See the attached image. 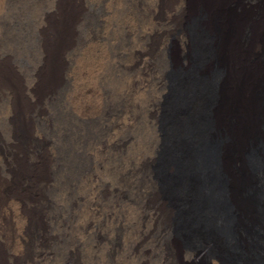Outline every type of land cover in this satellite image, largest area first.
Here are the masks:
<instances>
[{
    "label": "bare ground",
    "instance_id": "6f19581e",
    "mask_svg": "<svg viewBox=\"0 0 264 264\" xmlns=\"http://www.w3.org/2000/svg\"><path fill=\"white\" fill-rule=\"evenodd\" d=\"M114 17L122 38L75 73L90 37L41 40L28 68L0 53V264H264V152L238 191L212 156L223 115L264 144V0L125 1ZM53 22L44 14L62 37L84 24ZM171 67L193 75L160 177ZM88 143L92 170L79 160Z\"/></svg>",
    "mask_w": 264,
    "mask_h": 264
},
{
    "label": "rangeland",
    "instance_id": "374dc122",
    "mask_svg": "<svg viewBox=\"0 0 264 264\" xmlns=\"http://www.w3.org/2000/svg\"><path fill=\"white\" fill-rule=\"evenodd\" d=\"M58 1L59 0H6L5 6H1L0 4V53L8 54L14 59L13 62H15V64L28 68L32 66L31 57L38 50L37 44L41 40L45 39L50 42L52 41L51 43H55V40L60 37V39L72 36H77L79 39L90 37L81 48L79 58L72 65L73 73H75V69H78L83 63L95 61V63H102L110 51L111 46L118 42L123 35V32H121L115 24L114 16L116 12L124 6L125 1L134 2L135 0ZM44 14L48 15L51 20L54 21L53 23L56 24L60 19V15H65L70 18L79 16L82 21H84V24L81 27L73 28L72 32L62 37L57 31V27L52 26L50 28V26L43 25ZM40 15L41 18H39ZM122 24L125 25L126 31L133 26L130 7L125 10L121 25ZM194 25L193 22L189 24L191 30L194 29ZM190 57L193 65L198 58L197 49L195 47L192 49ZM192 75L193 71L191 68H188L186 71H181L177 67H171L168 70V79L172 92L161 116V122L167 137L161 156L157 157L153 162L154 170L160 177L164 175L163 165L166 158L176 150L172 145L169 127L172 110H174V107L177 106L179 102L177 99L178 86L183 78L185 79ZM213 76L212 80L215 81L217 72H214ZM2 106L3 101L0 99V108H2ZM228 127V117L223 115L221 121V137L213 143L214 146H216L212 154L214 158L213 164H219L217 156L220 153V162L223 172L225 171L223 174L220 173V175L221 177L225 175L228 176L229 173V176L231 175L232 177V180L229 179L230 186L234 191H238L242 179L241 173L247 170L248 164L249 167L250 164H255V154L257 152H264V144L259 138H251L244 141L242 136L240 137L233 129L231 130ZM182 141L186 146H189V141L185 139ZM142 145L143 144H138L134 146L130 149V153H128L137 155L143 150ZM127 151L128 150H126V152ZM176 154H172V159L179 163L180 159H178L179 157L178 155L176 156ZM79 160L80 164H85L89 170H92L94 164H97L98 159L95 157L91 144L88 143V145L82 147L79 152ZM244 172L242 174H244ZM212 247L214 251L224 255L226 258H230L222 245L216 244ZM208 264L217 263L211 260Z\"/></svg>",
    "mask_w": 264,
    "mask_h": 264
}]
</instances>
